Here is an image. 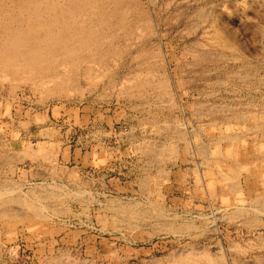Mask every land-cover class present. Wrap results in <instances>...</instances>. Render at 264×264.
Segmentation results:
<instances>
[{"label": "rangeland", "instance_id": "rangeland-1", "mask_svg": "<svg viewBox=\"0 0 264 264\" xmlns=\"http://www.w3.org/2000/svg\"><path fill=\"white\" fill-rule=\"evenodd\" d=\"M140 4L116 54L60 69L72 86L0 77V191L37 188L49 218L10 204L0 264H264V0ZM29 133L35 158L22 160Z\"/></svg>", "mask_w": 264, "mask_h": 264}, {"label": "bare ground", "instance_id": "bare-ground-1", "mask_svg": "<svg viewBox=\"0 0 264 264\" xmlns=\"http://www.w3.org/2000/svg\"><path fill=\"white\" fill-rule=\"evenodd\" d=\"M150 1V0H149ZM152 1V0H151ZM140 0H0V77L3 80L8 77L11 79H23L22 81L31 82L37 80L43 84L50 85L53 84L52 91L58 90V92L64 90V88L72 86L73 78L65 77L63 74L59 73L61 68L66 69L64 66H70L72 69H76L83 59H94L96 57H102L110 54H116L117 50L113 47V44L121 36L129 38L133 33V24L137 20L138 22L141 18H144V14L141 10ZM205 10V9H204ZM203 11V10H202ZM201 11V12H202ZM207 12V10H206ZM206 12L204 13L206 16ZM201 13V14H202ZM198 17V16H197ZM204 18V16L202 17ZM136 19V20H135ZM215 19V18H214ZM214 26V25H213ZM193 27V26H192ZM215 27V26H214ZM212 28V27H211ZM192 30V29H191ZM218 29H216L217 32ZM215 31V30H214ZM219 32V31H218ZM216 33L218 40L221 42L222 48H229L230 50H235L232 43L221 34V32ZM213 34V33H212ZM214 35V34H213ZM211 36V35H209ZM208 37V36H207ZM215 38V37H214ZM138 39V38H137ZM140 39V38H139ZM120 40V39H119ZM136 41V40H135ZM215 41V40H214ZM219 43V42H218ZM220 44V43H219ZM200 46V45H199ZM236 46V45H235ZM206 47V46H205ZM194 48V47H193ZM197 48V47H196ZM203 48V47H202ZM238 49L237 47H235ZM199 49V48H198ZM228 49V50H229ZM226 50V49H225ZM240 51V49H238ZM196 51V50H195ZM242 52V51H241ZM237 53V52H235ZM193 54V53H192ZM200 56V55H199ZM207 56V55H206ZM234 59V58H233ZM236 61V60H234ZM105 62V61H104ZM114 62V61H113ZM100 64V63H99ZM91 65V64H90ZM98 65V64H97ZM184 67V66H183ZM247 67V66H246ZM190 68V67H189ZM63 69V70H64ZM139 69V67H138ZM62 70V69H61ZM144 71V70H143ZM63 72V71H62ZM245 72V71H244ZM136 75L140 74L136 72ZM144 74V73H143ZM69 75V74H68ZM148 76V75H147ZM246 76V75H242ZM241 76V77H242ZM252 76V75H251ZM250 76V77H251ZM5 77V78H4ZM138 77V76H137ZM152 77V76H151ZM249 77V76H248ZM59 79V83L54 81ZM144 78V77H143ZM261 78V77H260ZM241 79V78H240ZM239 79V80H240ZM156 80V79H155ZM258 80V79H257ZM256 80V81H257ZM1 81V79H0ZM15 81V80H14ZM21 80H19L20 82ZM21 81V83H22ZM244 81V80H243ZM261 81V80H259ZM6 82V81H3ZM17 82V81H16ZM15 82V83H16ZM18 82V83H19ZM132 82V80L130 81ZM247 82V81H246ZM20 83V84H21ZM252 83V82H251ZM256 83V82H255ZM262 83V82H261ZM2 84V82H1ZM14 84V83H13ZM127 84V83H126ZM137 84V83H136ZM244 84V83H243ZM6 85V83H5ZM4 85V86H5ZM124 85V84H123ZM130 85V84H128ZM216 85V84H215ZM219 85V84H217ZM222 85V82L221 84ZM259 85V84H258ZM14 86V85H13ZM44 86V85H43ZM256 86V85H255ZM6 87V86H5ZM12 87V86H11ZM15 87V86H14ZM20 87V86H19ZM13 88V87H12ZM17 88V87H16ZM76 88V87H75ZM51 89V88H50ZM78 89V88H77ZM247 89V88H245ZM252 89V88H251ZM124 90V89H123ZM161 90V89H160ZM143 91V90H142ZM254 91V87H253ZM257 91V90H256ZM62 94V93H61ZM52 96V95H51ZM50 96V97H51ZM264 97V96H263ZM262 97V99H263ZM131 98V97H130ZM134 98V97H133ZM261 99V98H260ZM142 100V99H141ZM259 101V100H258ZM218 106V105H216ZM263 106V105H262ZM206 107V106H204ZM226 107V106H224ZM230 107V106H229ZM223 108V107H218ZM217 108V110H218ZM227 108V107H226ZM225 108V109H226ZM255 108V107H254ZM262 108V107H261ZM230 109V108H228ZM257 109V108H256ZM209 110V109H208ZM221 110V109H220ZM252 110V109H251ZM211 111V109H210ZM208 111V112H210ZM213 110L212 112H214ZM226 112V110H224ZM222 111L223 113H225ZM219 111H217L218 113ZM243 112V111H242ZM241 112V113H242ZM211 113V112H210ZM216 113V112H214ZM213 113V114H214ZM245 114V113H244ZM251 115V114H250ZM242 116H245L242 114ZM264 116V115H262ZM237 117V116H234ZM241 117V115H240ZM250 117V116H249ZM248 117V118H249ZM222 118V117H221ZM227 118V117H226ZM230 118V117H229ZM239 118V117H238ZM243 118V117H242ZM209 119V118H208ZM232 119V118H231ZM236 119V118H235ZM241 119V118H240ZM229 120V119H228ZM255 122H257L254 119ZM169 125V124H168ZM171 125V124H170ZM221 126V124H220ZM166 127V126H165ZM169 127V126H167ZM181 127V126H180ZM260 127V125H259ZM170 130V129H167ZM160 131V130H159ZM247 131V130H246ZM174 132V131H173ZM155 133V132H154ZM179 133V132H178ZM247 133V132H246ZM157 134V133H156ZM180 134V133H179ZM134 136V135H133ZM198 138V137H197ZM234 138V137H233ZM150 141V140H149ZM155 141V140H154ZM159 141V140H158ZM163 144V143H162ZM171 144V143H170ZM137 145V144H136ZM139 146V145H138ZM161 146V145H160ZM152 147V146H151ZM157 147V146H156ZM155 147V148H156ZM162 147V146H161ZM164 147V145H163ZM170 147V146H169ZM216 147V146H215ZM214 147V148H215ZM154 148V147H153ZM172 147L168 148L171 149ZM175 148V147H174ZM200 148V146H199ZM202 148V146H201ZM27 149V148H26ZM46 149V148H45ZM162 149V148H161ZM166 149V148H165ZM204 148L199 149L203 151ZM209 149V148H208ZM218 149V148H217ZM149 150V148H148ZM164 150V149H163ZM162 150V151H163ZM167 150V149H166ZM173 150V148H172ZM171 150V151H172ZM198 150V152H199ZM174 151V150H173ZM169 153H174V152ZM188 151V150H186ZM210 151V150H209ZM206 150L207 153H209ZM214 151V150H213ZM215 150L214 152H216ZM219 151V150H218ZM32 152V151H31ZM40 152H42L40 150ZM39 152V153H40ZM45 152V151H44ZM140 152V151H139ZM160 152V151H159ZM205 152V150L203 151ZM202 152V153H203ZM36 152H33L34 155ZM38 153V151H37ZM147 155L145 151L142 152ZM152 153V152H151ZM217 153V152H216ZM14 154V153H13ZM26 157H27V153ZM23 154V155H25ZM30 154V155H32ZM150 154V153H149ZM219 154V153H218ZM231 154V153H230ZM2 155V153H1ZM49 157V154H47ZM157 155H159L157 153ZM156 155V156H157ZM177 155V154H176ZM210 155V154H207ZM35 156V155H34ZM39 156V154H38ZM56 156V155H55ZM148 156V155H147ZM153 154L151 158L156 157ZM204 156V155H203ZM217 156V155H216ZM220 156V155H219ZM218 156V157H219ZM14 157V156H13ZM20 157V156H19ZM33 156H30V159ZM42 157V156H41ZM51 157V156H50ZM49 157V158H50ZM146 157V156H144ZM210 157V156H209ZM212 157V156H211ZM4 158V157H3ZM0 162L2 161V159ZM23 157H21L22 159ZM40 158V157H39ZM38 158V159H39ZM44 158V156H43ZM157 158V157H156ZM160 158V157H158ZM165 158V157H164ZM167 158V157H166ZM264 158V157H262ZM9 159V158H7ZM20 159V158H19ZM26 159V158H24ZM22 159V160H24ZM37 159V158H36ZM42 159V158H41ZM40 159V160H41ZM146 159V158H145ZM6 160V159H5ZM10 160V159H9ZM12 160V159H11ZM10 160V162H11ZM43 160V159H42ZM45 160V158H44ZM48 160V158H47ZM45 160V161H47ZM172 160V159H171ZM227 160V159H226ZM13 161V160H12ZM38 161V160H37ZM36 161V162H37ZM190 161V160H188ZM206 161V160H205ZM208 161V160H207ZM206 161V162H207ZM22 162V161H20ZM35 162V164H36ZM50 162V161H49ZM156 162V161H155ZM167 162V161H166ZM9 163V162H7ZM13 163V162H12ZM39 163V162H38ZM47 163V162H45ZM151 163V162H150ZM163 163V162H161ZM4 164V163H3ZM50 164V163H49ZM153 164V163H152ZM204 164V163H203ZM208 164V162H207ZM48 165V164H47ZM146 165V164H145ZM1 166V165H0ZM29 166V165H28ZM201 166V165H200ZM203 166V165H202ZM3 167V166H2ZM47 167V166H46ZM242 167V166H241ZM246 167V166H243ZM219 168V166H218ZM7 169V167H6ZM245 169V168H244ZM248 169V168H247ZM160 170V169H159ZM219 170V169H218ZM196 171V170H195ZM161 172V171H160ZM228 173H233L229 171ZM251 173V172H250ZM224 174V173H223ZM248 174V173H247ZM225 175V174H224ZM236 175V174H235ZM77 177V176H76ZM225 178H221L225 180ZM233 180V179H232ZM231 180V181H232ZM167 181V180H166ZM230 181L227 179V182ZM262 181V180H261ZM144 182V180L142 181ZM5 183V181H4ZM145 183V182H144ZM165 183V182H164ZM4 185L3 183H1ZM44 184V183H43ZM146 184V183H145ZM144 184V186H145ZM6 185V183H5ZM47 185V184H46ZM147 185V184H146ZM235 186V184H233ZM231 188H232V186ZM51 186V185H48ZM35 187V186H34ZM39 187V186H38ZM43 187V186H42ZM54 187V186H53ZM147 187V186H146ZM52 188V187H51ZM148 188V187H147ZM242 188V187H241ZM0 191V215L6 214L11 209L7 207L12 205L23 206L20 207L19 212L24 214L26 208L32 211L38 219L43 215H40L41 211V197H46L40 194L35 188L31 190L30 195L27 199H22L21 195L12 192L10 187L7 185ZM42 189V188H41ZM146 190V188L144 187ZM161 189V188H160ZM16 190V189H15ZM43 190V189H42ZM41 190V191H42ZM50 190V189H48ZM53 190V189H51ZM55 190V189H54ZM231 190V189H229ZM235 191V189H232ZM231 190V191H232ZM159 191V190H158ZM230 191V192H231ZM237 191H240L239 189ZM51 192V191H49ZM47 193L49 197L53 193ZM53 192V191H52ZM81 192V191H79ZM162 192V191H161ZM150 193V192H149ZM160 193V192H159ZM58 199L62 195H59ZM64 194V193H63ZM162 194V193H161ZM70 195V194H69ZM75 195V194H74ZM57 198V196H52V198ZM78 197V196H77ZM82 197V196H81ZM47 198V197H46ZM264 198V197H263ZM34 199V200H33ZM76 199V198H75ZM81 199V198H80ZM243 199V198H242ZM50 200V198L48 199ZM55 200V199H54ZM53 200V201H54ZM239 200V199H238ZM264 200V199H262ZM45 201V199H44ZM91 201V200H90ZM235 201V200H234ZM251 201L255 202V199ZM258 201V200H257ZM261 201V200H260ZM47 202V201H46ZM49 202V201H48ZM62 202V200H60ZM237 202V201H236ZM250 202V201H248ZM263 202V201H261ZM52 203V201H51ZM56 203V201H55ZM136 203V202H135ZM138 203V202H137ZM235 203V202H234ZM241 203V202H240ZM240 203H238L240 205ZM39 204L41 206H39ZM54 204V203H53ZM63 204V203H59ZM251 202L248 204L250 205ZM258 204V203H256ZM254 203V205H256ZM261 203H259L260 205ZM57 205V204H56ZM135 205V204H134ZM133 205V206H134ZM139 205V204H138ZM264 205V204H263ZM262 205V206H263ZM17 206V207H18ZM44 206V205H43ZM47 206V204L45 205ZM49 206V205H48ZM52 206V205H51ZM54 206V205H53ZM244 206V205H243ZM251 206V205H250ZM261 206V207H262ZM12 207V206H11ZM60 207V206H59ZM113 207V206H112ZM135 207V206H134ZM148 207V206H147ZM242 207V206H241ZM255 207V206H253ZM252 207V208H253ZM257 207V206H256ZM260 207V208H261ZM43 208V207H42ZM49 208V207H46ZM55 208V207H54ZM64 208V207H63ZM67 208V207H65ZM108 208V207H107ZM128 208V207H127ZM140 208V207H139ZM245 208V207H244ZM247 208V207H246ZM14 209V207H13ZM12 209V212H13ZM19 208H17L18 211ZM23 209V210H21ZM58 209V208H57ZM118 209V208H116ZM115 209V211H116ZM218 209V208H217ZM243 209V207H242ZM241 209V210H242ZM263 209V208H262ZM56 210V209H55ZM122 210V209H120ZM124 210V208H123ZM134 211L135 209L132 208ZM215 210V209H214ZM227 210V209H224ZM230 210V209H229ZM249 210V209H247ZM246 210V211H247ZM251 210V209H250ZM253 210V209H252ZM257 210V209H255ZM259 210V208H258ZM261 210V209H260ZM43 211V210H42ZM50 211V210H49ZM52 211V209H51ZM125 211V210H124ZM127 211V210H126ZM139 211V210H138ZM236 210H234L235 212ZM240 211V210H239ZM243 211V210H242ZM245 211V209H244ZM131 212V210H130ZM219 212V211H218ZM42 213V212H41ZM55 213V212H53ZM57 213H60L57 211ZM67 213V212H66ZM118 213V212H117ZM141 213V212H140ZM143 213V212H142ZM163 213V212H162ZM230 213V212H229ZM238 213V212H237ZM246 213V212H245ZM245 213L243 215H245ZM18 214V213H17ZM52 214V213H51ZM121 214V212L119 213ZM118 214V215H119ZM137 214V213H136ZM239 214V213H238ZM242 214V213H240ZM7 215V214H6ZM16 215V214H13ZM19 215V214H18ZM21 215V214H20ZM19 215V216H20ZM56 215V214H55ZM123 215V214H122ZM143 215V214H142ZM147 215V214H146ZM229 215V214H228ZM235 215V214H234ZM233 215V217H234ZM242 215V216H243ZM23 216V215H22ZM34 216V215H33ZM34 216V217H36ZM43 220L49 219L48 217ZM49 216V215H48ZM51 216V215H50ZM136 216V215H135ZM157 216V214H156ZM163 216V215H162ZM226 216V214L224 215ZM239 216V215H238ZM241 216V215H240ZM56 217V216H55ZM54 217V218H55ZM121 217V216H119ZM152 217V216H151ZM155 217V216H153ZM236 217V215H235ZM157 218V217H156ZM161 218V217H160ZM159 218V219H160ZM115 219V217H114ZM119 219V218H118ZM144 219V218H142ZM148 219V218H147ZM152 219V218H150ZM235 219V218H234ZM117 220V219H116ZM120 220V219H119ZM124 220V219H123ZM132 220V219H131ZM156 220V219H155ZM253 220V219H252ZM147 221V220H146ZM231 221V220H230ZM129 221H127L128 223ZM250 222V221H249ZM254 222V221H253ZM122 223V220H121ZM141 223V222H140ZM246 224V223H245ZM249 224V223H248ZM191 226V224H189ZM187 224V226H189ZM193 225V224H192ZM170 226V225H169ZM186 225H184L185 227ZM248 226V225H247ZM257 226V225H256ZM261 226V225H260ZM129 227V226H128ZM137 227V226H135ZM160 227V226H159ZM182 227V228H184ZM194 227V225H193ZM259 227V226H257ZM165 227H163L164 229ZM170 228V227H169ZM191 228V227H189ZM188 228V229H189ZM161 229V228H160ZM168 230V228H165ZM192 229V228H191ZM190 229V230H191ZM159 230V229H158ZM171 230V229H170ZM175 230V229H174ZM179 230V229H177ZM185 230H187L185 228ZM188 231V230H187ZM177 232V231H176ZM199 234V233H198ZM190 252V251H188ZM187 253V252H186ZM176 254V252H175ZM193 254V253H192ZM205 254H201L203 257ZM63 256H65L63 254ZM205 257H207L205 255ZM204 257V258H205ZM209 257V256H208ZM223 257V256H222ZM61 258V257H60ZM210 259V258H209ZM60 261V260H59ZM210 261V260H209ZM201 262V261H200ZM213 262V261H212ZM55 263V262H54ZM215 263V262H214ZM58 264V263H55ZM64 264V263H63ZM197 264V263H196Z\"/></svg>", "mask_w": 264, "mask_h": 264}, {"label": "crops", "instance_id": "crops-1", "mask_svg": "<svg viewBox=\"0 0 264 264\" xmlns=\"http://www.w3.org/2000/svg\"><path fill=\"white\" fill-rule=\"evenodd\" d=\"M33 140H35V136L33 135V134H31V133H29V134H27V135H25L23 138L21 137L20 138V144H22V151L21 152H23V153H27V157H26V154L25 155H20V157L19 158H21V157H25L26 159H30V156H33L31 159L33 160V158H35L34 157V155L32 154L33 152H31V150H29V143H31ZM52 142H53V140L51 139V138H44L43 139V142L41 143V144H45V145H48V144H52ZM27 148V149H26ZM25 149V150H24ZM30 154H32V155H30ZM30 159V160H31ZM30 160H28L27 162H29L30 164H31V166L32 167H34V166H36V165H34V163L32 162V161H30ZM43 163L42 162H39L37 165H42ZM44 165H46L45 163H44ZM30 168V167H29ZM35 168V167H34ZM31 169H33V168H31ZM47 169V168H46ZM46 171V170H45ZM36 172L35 170L34 171H26V170H23L22 172H21V174H22V176H20L21 178H24V179H26L27 177H29L28 176V174H30V176H31V179H33V177H37V179L39 178V177H43L42 178V180H44V181H46L47 182V178H48V176H47V173L46 172ZM49 173V172H48ZM34 180V179H33ZM29 181V180H28Z\"/></svg>", "mask_w": 264, "mask_h": 264}]
</instances>
